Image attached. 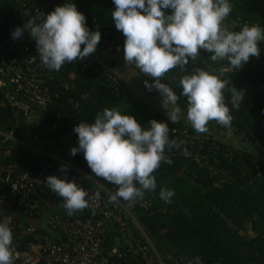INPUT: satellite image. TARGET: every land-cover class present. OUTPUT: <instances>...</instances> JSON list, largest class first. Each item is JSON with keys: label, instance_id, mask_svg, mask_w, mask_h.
<instances>
[{"label": "trees", "instance_id": "trees-1", "mask_svg": "<svg viewBox=\"0 0 264 264\" xmlns=\"http://www.w3.org/2000/svg\"><path fill=\"white\" fill-rule=\"evenodd\" d=\"M45 2L48 4L45 14L58 5L74 3L77 10L85 15L89 30L109 32L108 35H102L103 38H107V46L102 47L98 44L97 48L110 55L112 59H116L107 48L108 45L118 46L122 51L121 59L125 62L123 59L125 37L115 28L111 16L114 9L112 0H45ZM229 2L232 10L223 22L229 31H238L246 24L258 25L264 29V5L248 0ZM1 6L0 42L2 39L10 41L19 50L21 45L35 43L27 32H30L28 23L20 18L14 4L0 1ZM164 11L165 14H170V10ZM23 26L27 31L23 32L21 38L13 40L12 31ZM211 55L205 50H200L196 60L189 59L184 69L177 66L160 78L162 83L172 88L179 96L176 106L185 113L187 99L180 95L181 77L192 74L198 68L214 75H217L224 65L230 68L227 60L212 61ZM85 59L89 65L85 70H82L77 60L65 63L63 72L57 74L55 78L57 87L66 85L67 89H59L61 92L59 96L53 98L45 108L32 109V112L40 113L43 128L37 122L22 124L23 119L29 115L23 116L11 107L10 93L7 89L0 90V151L12 152L13 156L3 161L16 164L19 171L38 170L42 168L43 162H47L52 167L50 175L75 180L83 189L96 190L104 194L96 186L99 184L105 190L114 193L117 186L94 176L82 152L75 156L69 154L70 149L78 143V137L73 132L74 125L82 121L93 123L97 114L102 113L104 108L117 109L125 102L138 111L140 118L135 119L145 128L151 119L161 118L146 104L135 99L120 78L90 62L86 57ZM127 64L140 73L136 66H132L134 63ZM140 74L149 83L152 82L150 77ZM109 76H113L120 86L126 89V93L113 94L111 91L114 84ZM246 77L254 83L257 80H264V68L245 66L244 69L229 72L221 78L228 81L223 94L232 116L230 131L223 125L219 127L214 120L208 122L206 133H197L191 126L181 121L171 123L162 119L168 124L169 138L177 143L181 141L184 143L178 148H165L167 160L161 161L160 166L152 173L155 176L156 188L145 191L141 199L145 201L146 208L134 205L131 213L164 264H180L179 259L190 257L200 258L203 264H264V98L253 88H248L250 83L246 88L243 81ZM232 86L245 94L238 109L232 108L230 103ZM155 92L159 93L156 90ZM23 127L28 128L27 132L32 135L31 137L24 133ZM172 129L188 130L193 137V145H190L184 136L172 134ZM241 136L255 137L260 145L256 148L247 147L244 140L238 139ZM27 139H32V146L28 145ZM41 140H47L45 142L49 143L53 140L63 142L65 145L63 157L49 156L48 152L53 143L40 147ZM35 146L40 147L42 151H38ZM185 150L188 155L189 153L198 155L200 161L196 162L188 155L185 156ZM62 166H66L64 171L60 170ZM161 189L174 192L168 204L159 196ZM57 204L61 206L63 203ZM57 204L51 205L52 213L64 216L67 213L65 208L52 210ZM83 215L85 213L75 211L70 217ZM13 216L16 222L36 225L39 233L50 234L46 228L37 225L38 217L25 218L20 214L17 217ZM130 224L135 238L146 244L138 229ZM104 235L105 249L116 246L124 253L127 248L133 247V242L127 241L117 233L115 224L109 222ZM134 260H138V257ZM134 260L129 257L125 259V263L142 264Z\"/></svg>", "mask_w": 264, "mask_h": 264}, {"label": "clouds", "instance_id": "clouds-1", "mask_svg": "<svg viewBox=\"0 0 264 264\" xmlns=\"http://www.w3.org/2000/svg\"><path fill=\"white\" fill-rule=\"evenodd\" d=\"M112 4L115 28L125 37L123 59L152 79L151 83L145 80L144 85L160 93L162 106L176 105L179 96L160 78L177 66L184 69L189 59L196 60L200 50L211 53L212 61L227 60L232 69H240L250 56L260 55L258 43L264 41V29L246 24L238 31H229L224 26L232 10L229 0H112ZM164 10H170V14ZM27 23L30 32L25 26L16 27L11 36L13 40L21 38L26 30L35 40L41 63L49 70L59 71L65 63L83 60L96 50L101 39L98 30H89L85 15L74 3L58 5ZM227 84V80L199 68L181 77L180 95L187 99L186 118L197 133H206L208 122L213 120L231 130L232 116L223 94ZM244 96L242 90L232 86V108L238 109ZM166 114L171 123L177 121L176 111ZM147 125L145 128L134 116L106 107L93 123L82 121L73 127L78 143L69 154L82 152L94 176L117 186L107 197L109 203L143 199L145 191L156 188L152 173L167 160L165 148H178L184 143L169 138L166 122L151 119ZM184 155H188L187 150ZM45 183L62 198L69 215L88 207V192L74 181L49 175ZM173 195L168 189L159 193L165 202H170ZM99 198V192L95 193V199ZM12 244L11 229L0 223V264H13Z\"/></svg>", "mask_w": 264, "mask_h": 264}, {"label": "built area", "instance_id": "built-area-1", "mask_svg": "<svg viewBox=\"0 0 264 264\" xmlns=\"http://www.w3.org/2000/svg\"><path fill=\"white\" fill-rule=\"evenodd\" d=\"M0 1L14 4L18 10V15L26 23L45 14L48 7L45 0ZM100 33L99 44L102 47L107 46V38H103L102 35H108L109 32ZM258 47L259 56L250 57L240 69H232L224 65L217 76L223 78L227 73L238 72L245 66L264 68V41H260ZM107 49L113 57H122L120 47L108 45ZM85 60V58L83 60L77 59L82 70L89 66ZM132 66L135 67L136 65L133 64ZM222 69L228 70L222 71ZM61 72H63V66L59 71H54L47 69L41 63L34 42L21 45L20 50L10 41L2 39L0 42V90H8L10 106L23 116L30 115L33 108H45L53 98L59 96L61 93L59 89H67L66 85L56 86L55 76ZM109 78L114 84L111 91L113 94L126 93V89L120 86L113 76H109ZM243 81L246 88L250 83L248 88H253L264 98V80H257L254 83L246 77L243 78ZM219 127L222 125L219 124ZM171 133L184 136L188 143L193 145V137L188 130L172 129ZM238 139L244 140L247 147L256 148L260 145L255 137L241 136ZM48 155L53 157L51 154ZM12 156L10 150L0 151V223L7 224L12 231L13 264H126L125 259L129 257L133 260L138 257V260L134 261H140L142 264H164L143 228L136 222L131 213L132 206L145 207V201L137 199L129 203L118 199L115 203H109L107 197L112 192L105 190L96 183V186L104 194L99 193L100 198L95 199V193L98 191L84 189L88 192L86 197L88 207L78 212L85 213V215L71 218L70 216L73 214L65 213L64 216H61L51 212L41 225L50 234L39 233V228L36 225L16 222L13 215L18 216L20 214L25 218H39L42 215L43 206L63 203V201L61 197L52 193L45 183L46 177L51 174L52 167L50 164L43 162L41 169L19 171L16 164L3 161ZM188 156L196 162L200 161L198 155L189 153ZM58 160L62 162V160ZM71 181L77 183L75 180ZM165 203L168 204V202ZM109 222L115 224L118 234L127 241L133 242V247L127 248L124 253L116 246H111L108 249L103 247L104 233ZM130 223L138 229L146 244L135 238ZM168 259H170L169 256ZM179 263L203 264L198 257L181 258Z\"/></svg>", "mask_w": 264, "mask_h": 264}, {"label": "crops", "instance_id": "crops-1", "mask_svg": "<svg viewBox=\"0 0 264 264\" xmlns=\"http://www.w3.org/2000/svg\"><path fill=\"white\" fill-rule=\"evenodd\" d=\"M90 62H93L100 67L110 71L114 76L120 78L124 84L130 89L132 96L143 102L147 107L156 114H159L161 118L168 120L166 112L176 111L177 121H181L189 126L191 124L187 121L186 113L180 109L179 106L172 104H164L162 106V96L155 92V90H149L145 87V79L137 70L130 67L123 62L121 58L112 59L110 55L96 48V50L86 57ZM143 100V101H142ZM157 111V112H154ZM136 118V117H135ZM137 119V118H136ZM139 120V119H137ZM170 121V120H169ZM192 127V126H191ZM64 208L63 204H57L52 210ZM51 205L42 207V215L36 221L37 225L41 226L46 218L51 214ZM17 217V216H16Z\"/></svg>", "mask_w": 264, "mask_h": 264}, {"label": "rangeland", "instance_id": "rangeland-1", "mask_svg": "<svg viewBox=\"0 0 264 264\" xmlns=\"http://www.w3.org/2000/svg\"><path fill=\"white\" fill-rule=\"evenodd\" d=\"M250 1L251 3H258V4H262L264 5V0H248ZM30 30V29H29ZM33 39V38H32ZM143 101V100H142ZM144 102V101H143ZM142 102V103H143ZM128 102H125V104H123L122 106H120L119 108H117V110H119L122 114L126 113V114H129V115H132L134 117H136L137 119L140 118L139 117V113L138 111H136L131 105H129L128 103V106L126 105ZM154 112H157V111H154ZM159 113V112H157ZM160 114V113H159ZM158 114V115H159ZM161 118V116H160ZM163 118L157 120V121H163L162 120ZM24 121L22 122V124H28L30 122H37L42 128L44 127L42 121H41V115L39 112H32L28 118L26 119H23ZM24 131L25 134H27L29 137H31L32 135L27 132L28 131V128L27 127H23L22 129ZM21 130V132H23ZM217 137H220V136H217ZM47 140H41L40 143H39V146L40 147H43L44 145H51V143H53V146L50 147V151L48 153H50L53 157H63V149L65 148V145L63 144V142L61 141H57V140H53L51 143L49 142H45ZM27 142L29 146H32L33 142H32V139H27ZM38 147V146H35V148L38 150V151H42V149ZM35 149V150H36Z\"/></svg>", "mask_w": 264, "mask_h": 264}]
</instances>
